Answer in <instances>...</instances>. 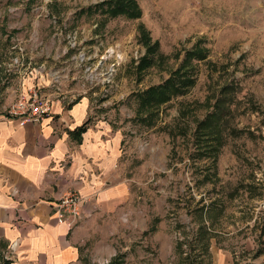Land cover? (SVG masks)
Returning <instances> with one entry per match:
<instances>
[{
  "label": "rangeland",
  "instance_id": "obj_1",
  "mask_svg": "<svg viewBox=\"0 0 264 264\" xmlns=\"http://www.w3.org/2000/svg\"><path fill=\"white\" fill-rule=\"evenodd\" d=\"M103 1L0 0V108L29 76L49 95H92V116L123 133L130 193L92 248L104 264H217L222 252L264 264V0H137L138 18ZM142 29L158 43L143 70ZM186 57L195 84L142 121L139 92ZM217 98L232 110L223 141L199 147Z\"/></svg>",
  "mask_w": 264,
  "mask_h": 264
},
{
  "label": "crops",
  "instance_id": "obj_2",
  "mask_svg": "<svg viewBox=\"0 0 264 264\" xmlns=\"http://www.w3.org/2000/svg\"><path fill=\"white\" fill-rule=\"evenodd\" d=\"M47 85L28 76L7 103L37 86L45 93ZM45 94L51 110L39 120L0 108V247L10 264H104L92 248L109 239L105 226L124 212L130 193L124 135L92 116V95ZM73 191L83 198L86 217L70 227L58 222L56 204ZM260 261L252 256L244 262ZM237 262L223 252L216 260Z\"/></svg>",
  "mask_w": 264,
  "mask_h": 264
},
{
  "label": "trees",
  "instance_id": "obj_3",
  "mask_svg": "<svg viewBox=\"0 0 264 264\" xmlns=\"http://www.w3.org/2000/svg\"><path fill=\"white\" fill-rule=\"evenodd\" d=\"M103 6H105V11L110 13L112 16L116 15H127L129 17L138 18L142 15V10L139 6L137 0H105L101 2ZM142 42L147 46V53L140 61V69L143 70L144 68L152 65L154 60V54L157 51L158 43L156 41L152 42L151 36L149 35L146 29H142ZM197 51H194L192 55H194ZM198 53H203V50H198ZM205 58V55L202 56ZM185 64V65H183ZM183 66H179L177 69L171 72V75L164 80V82L158 85H151L149 88L145 89L142 92H139V99L140 104L143 110H147V115L142 116V121H148L149 119L152 120L151 124H153L154 116L157 114L159 115V107L169 100H171L174 96L183 94L186 90L193 86L196 82V74L193 72L194 66L188 65L187 57L184 60ZM226 102L222 98H217L216 102L214 103V110L213 114H215L216 118L213 120L207 118L200 123L198 126L197 131V143L200 146H210L211 148L217 147L223 141V132L227 127V124L218 126L222 119L227 118L230 113L231 109L226 107ZM154 107L156 110H154ZM152 109V110H151ZM209 119V120H208ZM214 126L213 132L208 130L211 126ZM85 129V126H81L79 130ZM219 132V137L217 135L213 137L211 135L215 134V131ZM212 139L213 143H219L218 145L207 144V141L203 143V139ZM7 264H10V261H7Z\"/></svg>",
  "mask_w": 264,
  "mask_h": 264
},
{
  "label": "built area",
  "instance_id": "obj_4",
  "mask_svg": "<svg viewBox=\"0 0 264 264\" xmlns=\"http://www.w3.org/2000/svg\"><path fill=\"white\" fill-rule=\"evenodd\" d=\"M51 99L45 93L34 87L29 94L20 96L10 103L8 113L20 115L23 119L39 120L51 110ZM83 198L78 192H70L64 195L56 204L57 220L59 223H67L73 227L85 219L82 208ZM259 211L264 214V200L259 205Z\"/></svg>",
  "mask_w": 264,
  "mask_h": 264
}]
</instances>
